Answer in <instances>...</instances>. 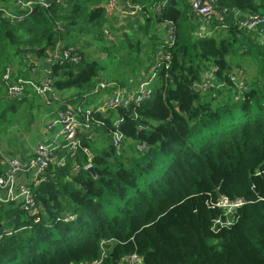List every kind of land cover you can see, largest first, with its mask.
<instances>
[{
    "label": "trees",
    "instance_id": "16d2710c",
    "mask_svg": "<svg viewBox=\"0 0 264 264\" xmlns=\"http://www.w3.org/2000/svg\"><path fill=\"white\" fill-rule=\"evenodd\" d=\"M104 1L54 2L20 21L0 16L5 96L4 67H14L17 60L25 65L27 55L45 58L59 38L57 22L65 29L61 38L75 45L82 58L54 63L53 86L77 89V97L91 91L106 65L71 38L76 27L92 33L90 40L107 38ZM130 1L145 15L135 31L142 34L140 41L123 33L111 39L112 49L102 46L116 67L111 78L102 80L129 86L144 77L142 71L153 75L159 62L153 94L128 108L93 110L95 131L80 134L74 155L60 150L65 161L51 164L37 187L39 213L13 204L0 209V264H92L100 259L98 264H121L132 254L141 257L140 264H264V21L246 30L229 11L199 35L202 24L190 0ZM216 4L221 12L236 7L264 18V0ZM168 21L176 26L172 46L156 32L159 23ZM160 50L170 60H159ZM245 62L254 65L257 76L248 78ZM238 70L244 71L243 88L232 79L242 77ZM209 74L213 85L197 89ZM117 119H122L119 125ZM117 128L123 134L120 149L112 140ZM94 133L102 134L100 146ZM140 144L145 147L139 149ZM89 162L94 173L85 168ZM223 200L243 203L229 213L219 205ZM10 227L13 231H6Z\"/></svg>",
    "mask_w": 264,
    "mask_h": 264
},
{
    "label": "built area",
    "instance_id": "2783aa9c",
    "mask_svg": "<svg viewBox=\"0 0 264 264\" xmlns=\"http://www.w3.org/2000/svg\"><path fill=\"white\" fill-rule=\"evenodd\" d=\"M55 3L63 4L66 0H54ZM194 13L201 21V29L197 34L204 35L207 25L215 17L223 19L224 14L232 11L237 17L240 27L246 30H255L263 23L264 18L257 14H244L238 8H224L223 12L218 9L216 0H190ZM122 0H105L102 6L105 10L108 21L105 24L104 32L109 35L115 29V21L120 15ZM48 7L47 0H0V16L8 19L20 21L30 14L36 7ZM137 9H141L136 5ZM57 31L59 38L56 44L47 50L45 58H37L33 55H27L25 62L29 67H37L44 63V74L40 78H24L17 76L15 68L11 65L4 67L2 80L6 87V97L8 100L22 99L33 95L42 98L47 106L56 108L55 119L48 124L47 131L50 133L38 143L31 157H24L9 153L1 147L0 144V209L9 205L19 206L30 213H39L42 206L37 201L36 189L47 178V172L51 164L62 165L65 157H59L58 152L67 149L71 155H74L81 145V133H90L93 131L92 125L93 110L106 111L114 108H128L132 104H139L148 99L153 94V80L156 76V67L158 62L151 69L150 77L140 78L134 86H122L111 83L106 80H100L96 86L88 92H84L81 97L62 100L58 91L53 86L51 76V66L57 62L70 61L80 62L82 56L77 47L68 44L61 38V33L65 32L61 23L57 22ZM164 44L173 45L176 35V26L174 22L168 21L164 29ZM118 35V34H117ZM159 60H170L171 55L164 50L159 52ZM233 81L239 88H243L245 83L236 76H232ZM244 83V84H243ZM213 85L212 75L209 74L204 82L196 84L199 90H206ZM110 92H107L109 91ZM103 92L97 103L89 104L86 108L83 106L90 100L91 95ZM122 119L115 121L119 125ZM58 127V128H57ZM112 140L118 149L122 146L123 134L117 128L112 132ZM144 144L138 145L143 149ZM87 153L89 150L84 149ZM93 164L89 162L85 165L86 169H91ZM80 167L75 166V171ZM241 200L231 203L223 200L219 205L230 206L229 212L234 206H240ZM6 231L12 232L13 228H7ZM1 237V236H0ZM102 259L94 261L92 264H98ZM141 257L137 254L127 256L121 264H140Z\"/></svg>",
    "mask_w": 264,
    "mask_h": 264
},
{
    "label": "rangeland",
    "instance_id": "374dc122",
    "mask_svg": "<svg viewBox=\"0 0 264 264\" xmlns=\"http://www.w3.org/2000/svg\"><path fill=\"white\" fill-rule=\"evenodd\" d=\"M124 1L131 2L130 0H124ZM118 19L123 21L122 25L123 27H125L124 29H127V31L125 30L120 31L119 36L117 35L118 34L117 30L114 29V31L111 32L109 35H106V33L104 32L107 38L105 37L103 39H100V41L90 40L91 38H95L92 36L93 35L92 33L80 31V29L76 27L73 31L74 36H72L71 39L75 42V44H77L78 47L82 44H85L86 52H88L93 58L99 57L100 61L103 63V65H105V62H107L109 58L106 55L102 54V51H101L102 46L103 47L107 46L109 47V49H112L113 44L111 42V39L118 40L124 36L123 33H127L136 43L140 41V36L142 35V34L140 35L136 33L139 27L144 25L145 23V20L141 17V15H136L133 18H127L121 15L120 17H118ZM127 21H131V25ZM159 30L160 31L157 30L156 32L158 33V35L162 34V38H163L165 32L161 31L162 29H159ZM147 36L150 38V35H147ZM116 44L120 45V42ZM125 53H127V49H123L122 54H125ZM24 62H25V58H24ZM146 62L147 61H145V65L147 67L149 62L148 63ZM26 65H27L26 62H25V65L24 63L23 65L22 64L21 65L15 64V66L13 65L15 69L17 70L16 71L17 75L20 74L21 71L24 70V66ZM244 65L247 68L246 71L248 74V78H250L251 76L254 77L258 75V70L255 69L253 64L245 62ZM103 71L108 72L107 70H103ZM122 71H124V69H122ZM149 72L150 70L142 71L141 75L147 77ZM243 72L244 71L242 70L237 73H240L242 76L244 75ZM28 78L35 79V77H33L32 75L29 76ZM243 78L244 77L242 76L239 79L240 81H243L245 83ZM108 80H111V79H107V81ZM112 82L113 81H111V83ZM78 91L79 90L76 89L72 92H62V93L58 92V94L62 100L68 101L72 98L76 99V97L79 94ZM4 92L5 91L1 89L0 87V142L3 143L2 139L6 138L5 137L6 135L9 136L10 141H15V139H17L19 135H22L26 143H28L29 141L31 145L36 144L35 135H38L43 129H45V127L47 126V123L49 124L50 122V119L48 117L49 115L48 113H46V108H45L47 107V105L42 103L38 98L34 96H31L33 98L31 100L34 101L33 103L27 100V98H31V97L16 99V101L14 102H9ZM102 94L103 93H98V94H95L94 96H91L90 98L95 99L98 102ZM102 143H103V137L102 138L100 137L96 140L97 146H100ZM228 208H231V207L228 206Z\"/></svg>",
    "mask_w": 264,
    "mask_h": 264
},
{
    "label": "crops",
    "instance_id": "0c3cea01",
    "mask_svg": "<svg viewBox=\"0 0 264 264\" xmlns=\"http://www.w3.org/2000/svg\"><path fill=\"white\" fill-rule=\"evenodd\" d=\"M125 16V17H127V18H133V17H135L136 15H141V17L145 20V15L143 14V12L141 11V9L139 10V9H137L136 8V5H134V4H131L130 2H125L124 0H122V5H121V8H120V15H119V17L120 16ZM127 22H129V24L131 25V21H127ZM123 21L122 20H119L118 18L116 19V21H115V29H117V31H118V36L120 35V31H122V30H125V31H127V29H124L125 27H123ZM165 24H166V22H162V23H159L158 24V26H157V30L158 31H160L159 29H162L161 31H164V29H165ZM131 27V26H130ZM161 37H162V34L160 35ZM43 60L44 59H42V64H39V66H37V67H35V66H33V67H29V66H24V70L23 71H21V73L20 74H18L17 76H22V77H24V78H28V77H25L26 75H28V76H33V77H35V78H40L43 74H44V72H43V68H44V63H43ZM16 64V63H15ZM148 64H150V63H148ZM105 65H106V70L108 71V72H106V71H102V77H100L99 79H105L106 77H109L110 75H109V72H112V74L114 73V68L116 69V67L108 60L107 62H105ZM15 66V65H14ZM150 66V65H149ZM15 68V67H14ZM21 68V67H20ZM28 69H30L29 71H27ZM17 70L15 69V72H16ZM19 72V71H18ZM119 72V71H118ZM17 73V72H16ZM110 78H111V76H110ZM98 79V80H99ZM130 80H132V79H130ZM138 81V80H137ZM136 81V82H137ZM135 82V83H136ZM134 83V84H135ZM116 84V83H115ZM134 84H132V85H129V86H134ZM74 90H76V89H67V90H62V91H58L59 93H62V92H72V91H74ZM107 92H110V89H109V91H107ZM101 93H103V92H101ZM32 96H34V97H36V98H38L42 103H44L43 102V100H42V98L40 97V96H38V95H33L32 94ZM29 97H31V96H29ZM25 98H27V97H25ZM31 99H33L32 97L31 98H27V100H29L31 103H33L34 101L33 100H31ZM91 104V103H97V101L95 100V99H91L90 98V100L88 101V102H86V104H85V106L87 107L88 106V104ZM45 104V103H44ZM46 105V104H45ZM46 108V113H48V117H49V119H50V122H52L54 119H55V117H56V108L55 107H52V106H47V107H45ZM49 122V123H50ZM47 126H48V123H47ZM45 127V129H43L38 135H35V139H36V144H30L29 143V141H28V143H26L25 141H24V138L22 137V135H19L18 136V138L17 139H15V141H10V138H9V136L8 135H6L5 137L6 138H3L2 139V141H3V143L2 142H0V144H1V147L3 148V150H5V151H7V152H9V153H12V154H16V155H20V156H24V157H31L32 156V154H33V151H34V149L36 148V146L38 145V143L40 142V141H42L45 137H47L50 133H48V131H47V128L48 127ZM58 128V127H57ZM98 132V131H97ZM101 133H94V134H92L91 135V137L93 138V139H98V138H100L101 137Z\"/></svg>",
    "mask_w": 264,
    "mask_h": 264
},
{
    "label": "water",
    "instance_id": "95a60500",
    "mask_svg": "<svg viewBox=\"0 0 264 264\" xmlns=\"http://www.w3.org/2000/svg\"><path fill=\"white\" fill-rule=\"evenodd\" d=\"M54 3V0H47V4L50 6V5H52ZM90 171H92L93 173L95 172V169H94V167H92L91 169H90ZM217 193H218V197L219 198H222V194L220 193V190H217ZM223 221V223L225 222V219H223L222 220ZM219 229V227H216V230H218ZM103 246H106V247H110V245L109 244H104Z\"/></svg>",
    "mask_w": 264,
    "mask_h": 264
}]
</instances>
